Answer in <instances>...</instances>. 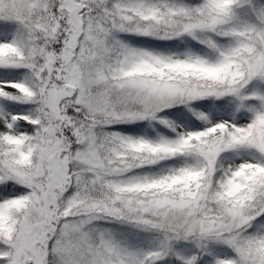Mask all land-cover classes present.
Here are the masks:
<instances>
[{
  "label": "snow or ice",
  "instance_id": "1",
  "mask_svg": "<svg viewBox=\"0 0 264 264\" xmlns=\"http://www.w3.org/2000/svg\"><path fill=\"white\" fill-rule=\"evenodd\" d=\"M0 264H264V0H0Z\"/></svg>",
  "mask_w": 264,
  "mask_h": 264
}]
</instances>
